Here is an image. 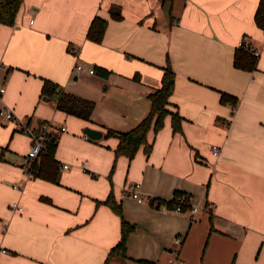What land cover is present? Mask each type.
<instances>
[{
    "label": "crops",
    "instance_id": "1",
    "mask_svg": "<svg viewBox=\"0 0 264 264\" xmlns=\"http://www.w3.org/2000/svg\"><path fill=\"white\" fill-rule=\"evenodd\" d=\"M258 3L24 0L14 24L0 23V109L11 107L35 129L49 121L60 166L57 181L30 176L31 136L13 121L0 125V263L104 264L121 238V217L104 202L112 192L136 228L128 257L109 264H170L173 256L186 264H264V32L255 21ZM113 4L122 18L111 16ZM95 16L108 20L100 42L87 37ZM243 37L259 53L253 70L234 65ZM167 64L176 72L170 109L182 116V129L174 131L168 114L158 132L149 131V154L142 146L132 159L116 156L118 137L107 131L129 130L148 114L149 95L161 86ZM44 78L95 101L92 119L44 99ZM222 92L237 103L221 101ZM86 126L102 136L85 137ZM131 182L140 183L144 201L124 194ZM176 192L184 193L177 203L163 202ZM13 202L23 210L12 208ZM196 205L193 214L189 208ZM177 234L184 236L178 254Z\"/></svg>",
    "mask_w": 264,
    "mask_h": 264
},
{
    "label": "trees",
    "instance_id": "2",
    "mask_svg": "<svg viewBox=\"0 0 264 264\" xmlns=\"http://www.w3.org/2000/svg\"><path fill=\"white\" fill-rule=\"evenodd\" d=\"M24 0H0V23L12 25L16 21V16ZM164 2L167 0H163ZM110 13L113 18H122V11L119 5L113 4L110 7ZM256 24L264 32V0H259L258 7L255 12ZM108 20L95 16L89 26L87 37L91 40L100 42L105 34ZM255 49H250L249 45L242 43L238 45L234 53V65L238 68L253 70L258 63L259 53ZM176 81V72L171 64L164 67L161 86L150 93L151 108L148 114L133 128L126 131H107L106 135H116L118 144L115 148L116 156L124 155L132 159L140 147L143 146L147 154L152 150L153 143L149 140L148 134L151 129L158 132L164 125L165 117L168 114L172 115V125L174 131L182 129V116L178 111L170 109L171 96L174 91ZM41 95L49 97L55 101L56 107L62 111L74 114L85 120H91L92 112L95 108V101L78 94L66 91L56 81L44 78V83L41 89ZM221 101L231 102L236 104L238 98L230 93L222 92ZM57 149V141L50 137L47 142L46 149L42 153L40 163L37 167V172L33 176H40L50 181H57L60 174L59 162L55 157ZM2 155L0 156V158ZM182 192H176V195L171 200H163L168 206H173L178 202L177 197L183 195ZM152 198L151 201H155ZM177 201V202H176ZM121 217V238L114 245L104 264H109L114 257L126 258L127 243L130 233L136 228L135 223L128 221L123 214L121 202L117 201L114 194L111 192L104 201ZM162 200H159L161 203ZM184 207V206H183ZM140 261L146 264H155L147 259ZM231 264H236L233 261Z\"/></svg>",
    "mask_w": 264,
    "mask_h": 264
},
{
    "label": "built area",
    "instance_id": "3",
    "mask_svg": "<svg viewBox=\"0 0 264 264\" xmlns=\"http://www.w3.org/2000/svg\"><path fill=\"white\" fill-rule=\"evenodd\" d=\"M33 22V20H31ZM242 43H245L246 45H249L250 49H252V45L248 44L246 39L243 37L239 41V45ZM258 53V51H256ZM78 69H83L82 64L77 65ZM95 69L90 68L89 72L94 73ZM5 90L4 87L0 88V92H3ZM0 118L3 120L7 121H13L16 122L18 125L21 126V130L23 133H26L31 136L32 138V144L30 146V149L27 154V165H26V171L30 176H33L34 173L37 172V167L38 164L40 163L42 153L46 149V145L48 140L50 139V122L45 121L39 125L37 129L31 127L28 124V121L25 119H19L17 115L15 114L14 110L11 107H3L0 109ZM63 130H66L65 126H62ZM85 137H89L87 134ZM214 153L219 154L220 153V147L219 146H214ZM65 168H68V164L63 165ZM124 194H130L133 197H135L139 202H142L146 199V196L143 195L140 191V183L138 182H131L127 185L124 186ZM151 198V197H150ZM152 199V198H151ZM12 208L18 211H22L23 207L18 203V202H13L11 203ZM174 208L178 211L183 210V206L181 204H176ZM190 212L195 214L198 210L199 207L196 206H191L189 208ZM175 244L178 246V248L175 250L177 254L179 253L180 247L182 243L184 242V236L181 234L176 235L174 238ZM170 264H186V261L177 256H173L169 259ZM2 264V263H0Z\"/></svg>",
    "mask_w": 264,
    "mask_h": 264
},
{
    "label": "water",
    "instance_id": "4",
    "mask_svg": "<svg viewBox=\"0 0 264 264\" xmlns=\"http://www.w3.org/2000/svg\"><path fill=\"white\" fill-rule=\"evenodd\" d=\"M44 99L50 100L49 97H44ZM83 131L90 137L93 139H98L102 136V131L100 129L97 128H93L90 126H86L84 127Z\"/></svg>",
    "mask_w": 264,
    "mask_h": 264
},
{
    "label": "rangeland",
    "instance_id": "5",
    "mask_svg": "<svg viewBox=\"0 0 264 264\" xmlns=\"http://www.w3.org/2000/svg\"><path fill=\"white\" fill-rule=\"evenodd\" d=\"M17 115V117L19 118V119H22L21 118V116L19 115V114H16ZM10 121H7V120H3V119H1L0 118V125H4V126H9L10 125V123H9ZM15 124H16V127L19 129L20 128V130H21V126L20 125H18L16 122H14ZM20 130H17V133H19V134H22V135H24ZM32 140V139H31ZM31 143H32V141L30 142V145H31ZM0 146H3V145H1L0 144ZM30 147V146H29ZM0 150H1V148H0ZM27 155V154H26ZM178 235V234H177ZM176 236V235H175ZM175 238V237H174Z\"/></svg>",
    "mask_w": 264,
    "mask_h": 264
}]
</instances>
